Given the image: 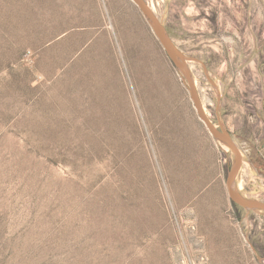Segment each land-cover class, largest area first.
<instances>
[{"label":"rangeland","instance_id":"374dc122","mask_svg":"<svg viewBox=\"0 0 264 264\" xmlns=\"http://www.w3.org/2000/svg\"><path fill=\"white\" fill-rule=\"evenodd\" d=\"M147 2L264 200V0ZM232 159L132 0H0V264H264Z\"/></svg>","mask_w":264,"mask_h":264},{"label":"water","instance_id":"95a60500","mask_svg":"<svg viewBox=\"0 0 264 264\" xmlns=\"http://www.w3.org/2000/svg\"><path fill=\"white\" fill-rule=\"evenodd\" d=\"M132 1L148 20L152 31L160 41L168 57L175 65V67L181 72L200 120L204 123L211 136L215 140L226 145L228 149L233 153L232 164L230 169L228 170L226 178V187L229 199L234 205H237L245 210L264 212V200L249 197L237 188L236 179L239 175L243 163L242 151L233 134L224 127L223 122L219 119L218 124L214 123V121L206 113L200 97L198 86L196 85V81L188 64V61H191L193 58L184 53L172 39L166 26L161 21L158 14L152 10L147 0Z\"/></svg>","mask_w":264,"mask_h":264},{"label":"trees","instance_id":"16d2710c","mask_svg":"<svg viewBox=\"0 0 264 264\" xmlns=\"http://www.w3.org/2000/svg\"><path fill=\"white\" fill-rule=\"evenodd\" d=\"M235 207H236L238 210H241V209H242L241 207H239V206H237V205H235Z\"/></svg>","mask_w":264,"mask_h":264},{"label":"bare ground","instance_id":"6f19581e","mask_svg":"<svg viewBox=\"0 0 264 264\" xmlns=\"http://www.w3.org/2000/svg\"><path fill=\"white\" fill-rule=\"evenodd\" d=\"M151 6V5H150ZM152 10L155 11V8L153 6H151ZM156 12V11H155Z\"/></svg>","mask_w":264,"mask_h":264}]
</instances>
